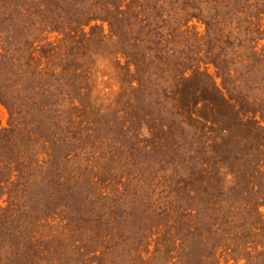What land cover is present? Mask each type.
Instances as JSON below:
<instances>
[{"label": "rangeland", "instance_id": "374dc122", "mask_svg": "<svg viewBox=\"0 0 264 264\" xmlns=\"http://www.w3.org/2000/svg\"><path fill=\"white\" fill-rule=\"evenodd\" d=\"M0 264H264V0H0Z\"/></svg>", "mask_w": 264, "mask_h": 264}, {"label": "trees", "instance_id": "16d2710c", "mask_svg": "<svg viewBox=\"0 0 264 264\" xmlns=\"http://www.w3.org/2000/svg\"><path fill=\"white\" fill-rule=\"evenodd\" d=\"M89 20H87L86 22H88Z\"/></svg>", "mask_w": 264, "mask_h": 264}]
</instances>
